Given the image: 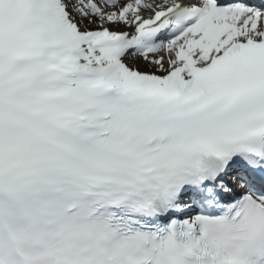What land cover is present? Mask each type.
Here are the masks:
<instances>
[{"label":"snow or ice","instance_id":"6c2138e0","mask_svg":"<svg viewBox=\"0 0 264 264\" xmlns=\"http://www.w3.org/2000/svg\"><path fill=\"white\" fill-rule=\"evenodd\" d=\"M0 264H264V0H0Z\"/></svg>","mask_w":264,"mask_h":264}]
</instances>
